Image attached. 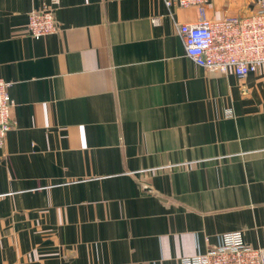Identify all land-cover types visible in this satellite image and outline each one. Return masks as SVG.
<instances>
[{
  "label": "crops",
  "instance_id": "obj_1",
  "mask_svg": "<svg viewBox=\"0 0 264 264\" xmlns=\"http://www.w3.org/2000/svg\"><path fill=\"white\" fill-rule=\"evenodd\" d=\"M0 0V264H182L240 231L264 248V66L191 61L162 0H60L54 34ZM257 0H209V19ZM154 17H161L159 24Z\"/></svg>",
  "mask_w": 264,
  "mask_h": 264
},
{
  "label": "built area",
  "instance_id": "obj_2",
  "mask_svg": "<svg viewBox=\"0 0 264 264\" xmlns=\"http://www.w3.org/2000/svg\"><path fill=\"white\" fill-rule=\"evenodd\" d=\"M162 1L169 9H197L199 18L196 22L177 24L187 56L195 64L213 72H233L241 78L264 66V0H257L258 9L251 16L215 19L205 16V5L209 0ZM59 3L60 0H49L29 13V36L40 39L56 33L55 13ZM160 22L161 17L153 18V23ZM8 88V83L0 78V147L5 145L13 124L15 102L9 96ZM221 239L219 247L183 259L182 264H264V248L247 245L242 232L224 233Z\"/></svg>",
  "mask_w": 264,
  "mask_h": 264
}]
</instances>
